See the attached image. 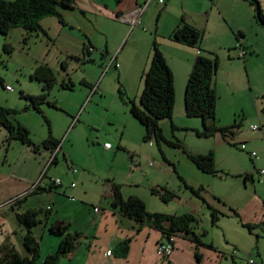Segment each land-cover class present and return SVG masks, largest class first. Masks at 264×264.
<instances>
[{"label": "rangeland", "instance_id": "374dc122", "mask_svg": "<svg viewBox=\"0 0 264 264\" xmlns=\"http://www.w3.org/2000/svg\"><path fill=\"white\" fill-rule=\"evenodd\" d=\"M257 1L264 15V0ZM230 7L226 3L221 8L231 14H225L227 21L215 11L199 30L200 50L217 63L214 125L236 128L233 137L225 140L219 135L199 138L201 121L186 118L175 105L172 119L159 123L165 143H144V128L127 105L131 101L138 106L152 42L159 49L172 33L175 18L180 21L183 13L199 12L200 2L141 0L138 11L143 17L134 27L83 9V14L75 10L43 21L47 29L41 33L14 29L0 36V107L11 112L7 119L13 126L28 131L34 146L49 136L58 143V153H35L10 140L0 127V178H6V185L14 179L36 187L24 204L0 211L2 239L25 256L26 230L17 223L16 214L49 207V215L40 214L32 230L39 244L37 264L58 248L61 238L48 232L55 223L67 226L71 236L82 237L76 258H63L58 264H100L98 259L110 248L122 219L110 206L111 188L116 187L123 200L138 198L146 211L153 202L168 216L191 215L192 232L203 244L225 253L228 264H233V250L236 264L249 260L264 264V177L258 174L264 168V30L248 10L234 14ZM85 48L86 63L83 53L77 56ZM241 50L245 59L238 58ZM40 68L51 72L54 84L47 87L34 77ZM4 86L13 92H6ZM21 96H46L54 107L40 105L44 120L32 109L25 110L29 102ZM104 144L112 149L105 150ZM183 150L194 155L211 152L217 174L201 173ZM252 152L257 155L253 161ZM56 179L62 187H54ZM153 190L172 197L162 202ZM197 190L199 197L191 193ZM209 208L218 213L215 225ZM8 229L12 235L6 238Z\"/></svg>", "mask_w": 264, "mask_h": 264}, {"label": "trees", "instance_id": "16d2710c", "mask_svg": "<svg viewBox=\"0 0 264 264\" xmlns=\"http://www.w3.org/2000/svg\"><path fill=\"white\" fill-rule=\"evenodd\" d=\"M248 3L254 12V20L264 30V15L261 12L260 4L257 0H243ZM120 0H116L118 4ZM59 9L74 10L75 2L73 0H13L5 2L0 0V36H6L9 30L21 29L27 33L41 32L39 23L46 18L60 19ZM83 14L82 12H80ZM169 40L183 47L197 50L198 54L194 60L191 71L188 75L184 95H183V113L188 119H199L202 124V131L196 135L199 138H213L219 135L222 139L233 137L234 126L230 128H219L214 125V109L216 104V95L214 92V78L216 74V58L200 50L202 34L200 31L188 26L183 19L172 31ZM150 64L142 74V90L138 98V106L131 101H127L130 115L144 128L143 142L147 143L153 140L156 145L165 143L159 128V123L164 120H171L175 108V90L174 78L169 70L166 61L158 49L155 41L151 45ZM78 61H80L78 59ZM83 62H89L86 48L83 51ZM36 79L44 82L46 86L54 84L51 72L46 68L38 69L34 74ZM0 85H3L0 79ZM121 100L124 94L119 91ZM22 97V96H21ZM29 102L25 110L32 109L35 113L42 116L40 105L46 103L50 107L53 104L46 100V96L40 97H22ZM11 112L0 107V127L7 131L9 139L21 143L23 146L31 149L33 152L47 150L54 153L58 148V143L50 136L47 140L34 146L29 139V133L23 127L13 126L7 119ZM174 129V127H172ZM50 135V134H49ZM174 148H180L177 145L167 143ZM234 146V145H233ZM187 159L205 175H215V160L210 152L206 155H194L183 150ZM50 188L49 190H51ZM45 191V190H44ZM163 192V193H162ZM162 192L153 190L152 194L157 196L162 202H168L171 195L164 190ZM200 190L191 191L199 197ZM112 201L111 208L118 214L138 225H144L160 232L163 240L168 241L174 237H185L191 240L198 249L201 242L192 232V225L195 219L191 215L168 216L162 214H151L146 211V207L138 198L131 197L123 200L116 187L111 188ZM19 201L15 203L18 204ZM209 210H211L209 208ZM44 213L45 217L49 211H28L23 214H16L17 223L25 228L26 234L22 239V248L25 256L19 255L13 247L3 245L0 247V264H37L39 259V244L32 236V230L38 226V217ZM218 217L216 211L211 210L212 224L215 225ZM48 232L61 238L57 250L48 255L43 264H58L59 261L72 253L74 243L80 235L71 236L68 234V227L62 223H55L48 228ZM130 240L127 239L119 245V253L125 257L128 251ZM212 248L211 246H208ZM197 260L200 255L196 253Z\"/></svg>", "mask_w": 264, "mask_h": 264}, {"label": "crops", "instance_id": "0c3cea01", "mask_svg": "<svg viewBox=\"0 0 264 264\" xmlns=\"http://www.w3.org/2000/svg\"><path fill=\"white\" fill-rule=\"evenodd\" d=\"M151 1L152 0H150V2ZM194 1L200 2V6L202 7V9L199 12H192L190 14L183 13L180 16V20L183 19L188 26L195 28L198 31L206 26L207 22L209 21V17L212 16L214 14L213 12L215 11H217L218 16L220 15V17L224 18V20L227 21L225 14L228 12L225 10H221V8L223 9V7H225L226 3L231 5V11L234 9V14L244 11V9L248 10L249 15L252 14V19L255 23L253 8L243 0ZM105 2L108 4H104ZM140 2L141 0H120V2L117 4L116 0H75L74 10L59 9L58 11L61 15H66L71 11L78 10L79 12H82L83 9H86L90 11V13L102 15L107 18L113 19L114 21L121 20L124 23L130 24V22L132 21L135 14L140 8ZM159 2H161V0H159ZM262 3L263 8L264 1ZM228 15L231 14L228 13ZM204 16L206 17L205 22H203ZM142 17L143 15L141 14L140 19H142ZM47 19L50 18L43 19L40 22V27L43 31L47 29L45 25L47 23V21L45 22V20ZM178 20L179 18L176 17L173 23L172 31L179 24ZM43 21L45 22V24H42ZM169 37L167 40L162 42V45H160L161 47L159 46V50L163 55L166 64L173 75L175 105L176 108L181 111V109H183V93L185 90L186 81L198 52L195 49L183 47L171 42L169 40ZM81 53H83V50L82 52L78 53L77 56H81ZM181 53L183 54V56L178 55ZM148 63L149 61L143 64V70L147 67ZM91 94H94V92L92 91ZM56 152L58 153V148L54 153ZM262 170H264V168L260 171ZM260 171L258 172L259 175ZM246 177H248V175ZM250 177L252 179V176ZM5 179V177L0 178V211L8 206L10 207V209H13L15 206H19L21 203L26 202L27 199L25 196L34 194V192L32 194H29L33 186L30 187L29 184L21 183L20 181H16L14 179H8L6 185L3 182V180ZM74 188L70 187V189L72 190ZM14 199H18L19 203L16 205L15 203H12V206L7 205L10 204L9 202ZM148 205L150 207L147 208V211H149L148 213L166 215V212L155 208L153 202L148 203ZM42 210L51 211L49 207L42 208ZM95 212L98 211L95 210ZM119 217L122 219L119 220V224L116 226L117 230L115 231L113 241L110 244V248H108V250H105V252H111V257H104L105 252H103L101 258L98 259L100 264H228L225 259L226 254L222 253L218 248L211 245L203 244L201 242L202 245L199 246L197 249L195 247V244L185 237H176L174 241V249L171 256L168 259H160L156 256L157 246L166 242L165 240H163L160 232L144 225H138L133 221L121 217L120 215ZM2 221L3 218L0 217V226L2 225L3 227ZM11 235L12 233L8 229V231H6V238ZM1 237L2 234L0 233V247L3 245H8L14 248L11 243L7 242V240L2 239ZM127 239L130 240L128 251L126 256L122 257L118 251L119 245ZM80 241H82V237H79V239L74 243V250L65 258H68L70 261L76 258L78 254V242ZM208 246H211L212 248H209ZM15 251L20 255L18 250L15 249ZM233 252L235 251H232L230 257L232 263L236 264L235 260L233 259ZM196 253L200 255V260H197ZM88 254H91V252H89ZM82 258L83 260H85L86 263H88V257L83 256Z\"/></svg>", "mask_w": 264, "mask_h": 264}, {"label": "built area", "instance_id": "2783aa9c", "mask_svg": "<svg viewBox=\"0 0 264 264\" xmlns=\"http://www.w3.org/2000/svg\"><path fill=\"white\" fill-rule=\"evenodd\" d=\"M139 21H140V12L138 11L135 14L134 18L132 19V21L130 22V25L132 27H134V26H136L139 23ZM245 56H246L245 51L244 50H241L240 53H239V55H238V58L239 59H245ZM4 90L6 92H9V93H12L13 92L12 88L9 87V86H4ZM252 130L253 131H256L257 129L255 127H253ZM239 148L241 150L244 149V144H241L239 146ZM104 149L105 150H110L111 149V146L105 144L104 145ZM249 157L251 158L252 161L257 159V155L254 152L250 153L249 154ZM72 173L73 174H77V171L76 170H72ZM260 176L264 177V170L260 171ZM53 185H54V187H57V186L58 187H61L62 184H61V181L60 180L56 179L53 182ZM74 187H75L74 185H71V188H74ZM35 190H36V187H33L31 189V191H30L29 194H32ZM17 201H18V199H14V200L10 201L9 203L12 204L14 202L16 203ZM10 204H7V205H10ZM174 241H175V238L172 237L168 241H166L165 243L158 245L157 246V249H156V256L158 258H160V259H168L171 256L172 252H173V249H174ZM233 255H235V252H233ZM104 257H106V258L111 257V252L110 251L105 252ZM247 264H253V262L249 260Z\"/></svg>", "mask_w": 264, "mask_h": 264}]
</instances>
